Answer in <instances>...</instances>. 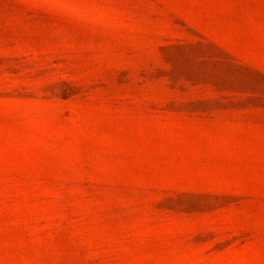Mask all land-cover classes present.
<instances>
[{
    "label": "rangeland",
    "instance_id": "1",
    "mask_svg": "<svg viewBox=\"0 0 264 264\" xmlns=\"http://www.w3.org/2000/svg\"><path fill=\"white\" fill-rule=\"evenodd\" d=\"M0 264H264V0H0Z\"/></svg>",
    "mask_w": 264,
    "mask_h": 264
}]
</instances>
